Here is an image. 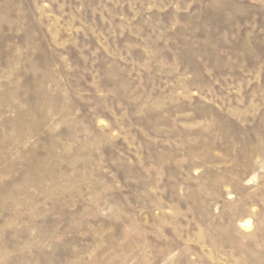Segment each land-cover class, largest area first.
<instances>
[{
	"label": "rangeland",
	"instance_id": "1",
	"mask_svg": "<svg viewBox=\"0 0 264 264\" xmlns=\"http://www.w3.org/2000/svg\"><path fill=\"white\" fill-rule=\"evenodd\" d=\"M0 264H264V0H0Z\"/></svg>",
	"mask_w": 264,
	"mask_h": 264
},
{
	"label": "bare ground",
	"instance_id": "2",
	"mask_svg": "<svg viewBox=\"0 0 264 264\" xmlns=\"http://www.w3.org/2000/svg\"><path fill=\"white\" fill-rule=\"evenodd\" d=\"M249 222L247 221V224H248Z\"/></svg>",
	"mask_w": 264,
	"mask_h": 264
}]
</instances>
